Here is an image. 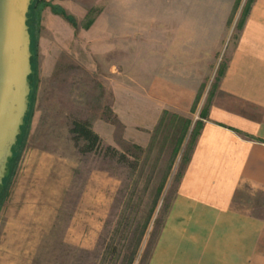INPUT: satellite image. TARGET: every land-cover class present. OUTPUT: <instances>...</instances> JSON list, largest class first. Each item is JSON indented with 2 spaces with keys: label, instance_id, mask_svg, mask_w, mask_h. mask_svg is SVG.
I'll return each instance as SVG.
<instances>
[{
  "label": "rangeland",
  "instance_id": "rangeland-1",
  "mask_svg": "<svg viewBox=\"0 0 264 264\" xmlns=\"http://www.w3.org/2000/svg\"><path fill=\"white\" fill-rule=\"evenodd\" d=\"M44 1L48 5L40 2L33 16L31 113L0 194V264H147L190 155L187 134L198 120L194 113L218 78L223 45L236 36L246 6L233 10L223 29L213 26L212 73L175 153L181 120L168 113L146 128L130 121L134 116L126 122L129 114L123 111L129 108L126 88L132 89L138 110L142 107L141 98L157 75V34L164 37L158 29L165 26L157 23L187 17L189 9L174 7L186 0L52 6L76 21L73 42L67 33L51 35V22L64 16L49 9L54 0ZM234 15L238 19L232 22ZM225 35L228 40H219ZM165 37L170 44L173 36ZM202 68L208 70V64ZM76 122L99 135L94 146L76 133ZM254 193L245 186L238 205L264 215V207L250 201Z\"/></svg>",
  "mask_w": 264,
  "mask_h": 264
},
{
  "label": "crops",
  "instance_id": "crops-1",
  "mask_svg": "<svg viewBox=\"0 0 264 264\" xmlns=\"http://www.w3.org/2000/svg\"><path fill=\"white\" fill-rule=\"evenodd\" d=\"M247 1L186 0L174 6L189 9V15L157 23L165 26L158 29L164 37L158 33L154 45L157 75H152L140 110L132 102V89L126 88V122L134 116L130 121L152 128L168 111L192 124L195 101L212 73L213 26L223 29L230 13ZM79 2L81 6L84 0H54L49 9L57 16L52 6L72 9ZM55 23L52 36L67 33L69 41H77L73 22L63 17ZM238 26L236 36L223 45L224 60L211 92L194 113L198 120L187 136L197 122L200 132L189 145L190 155L147 264H264V215L238 205L248 186L257 193L250 201L264 207V0H253ZM165 34L173 36L170 44Z\"/></svg>",
  "mask_w": 264,
  "mask_h": 264
},
{
  "label": "water",
  "instance_id": "water-1",
  "mask_svg": "<svg viewBox=\"0 0 264 264\" xmlns=\"http://www.w3.org/2000/svg\"><path fill=\"white\" fill-rule=\"evenodd\" d=\"M33 0H0V185L30 108Z\"/></svg>",
  "mask_w": 264,
  "mask_h": 264
},
{
  "label": "trees",
  "instance_id": "trees-1",
  "mask_svg": "<svg viewBox=\"0 0 264 264\" xmlns=\"http://www.w3.org/2000/svg\"><path fill=\"white\" fill-rule=\"evenodd\" d=\"M252 1L253 0H248L247 5L245 7V10L243 12L244 16L248 12V10L250 8V4H251ZM40 2L43 3L44 5L48 4V2H45L44 0H33L32 5L30 7L29 20H28V24L30 25V31H31V34H32V50H33V57H32L33 73L30 76V81H31V86H32V91H31V94H30V99H31L30 108H29V112H28L27 116L25 117V124L21 128L22 130H21V134L18 137V142H17L16 146L13 149L14 150V155L10 159L7 175L4 178L3 184L0 185V194H1V191L4 188L6 182H7L8 178H9V173L11 171V165H12V163H13L16 155H17V151H18V148H19V146L21 144L22 138L24 136V132L26 130V126H27V123H28V120H29V117H30V113H31V107H32V103H33L34 90H35V80L34 79H35V72H36V68H35V57H36L35 43L36 42H35V33H34V27H33V16H34V10H35L36 6ZM58 13L62 14L67 19L70 18L69 15H67L64 11H61V12L58 11ZM69 20H71V22H73L74 25H76V21L75 20H72V19H69ZM168 113H169L168 111H165L164 115H166ZM169 115H170V113H169ZM172 116H173L174 119L177 118V119L182 121L181 136L179 138L178 145H177V147H176V149L174 151L176 153V152H178L180 145L183 143L184 136L187 134V132L189 130L190 120L188 118L181 117V116H179L177 114H173ZM75 131H76V133L78 135H81L82 137H84L92 146H94L100 139L99 135L97 133H95L93 130H91V128H89V126L87 124H83L81 122H76ZM199 132H200V123L197 122L196 126L194 127V129L192 130V133H191L190 146L193 145V143H194L197 135L199 134ZM161 190H162V188H161ZM132 262H130V264H132Z\"/></svg>",
  "mask_w": 264,
  "mask_h": 264
}]
</instances>
